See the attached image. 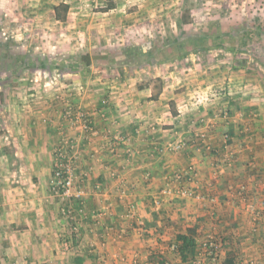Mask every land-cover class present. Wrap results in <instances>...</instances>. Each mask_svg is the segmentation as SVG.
<instances>
[{
  "label": "crops",
  "instance_id": "crops-1",
  "mask_svg": "<svg viewBox=\"0 0 264 264\" xmlns=\"http://www.w3.org/2000/svg\"><path fill=\"white\" fill-rule=\"evenodd\" d=\"M14 1L32 8L31 14L39 2ZM46 1L55 22L59 4L68 6L67 19L84 22L89 16L84 14L85 0ZM182 1L97 0L101 8H113L89 18L100 17L106 24L138 22L144 37L149 20L161 22L160 17L173 11L178 18L180 6L195 3ZM125 9L131 11L102 19ZM196 14L189 11L193 21ZM99 32L110 40V32ZM124 32L119 27L112 34L128 38L129 29ZM193 53L187 57L197 69L196 57L191 59L197 51ZM169 66L162 73L156 65L146 67L151 74L144 85L132 73L111 80L107 95L99 93L104 87L95 81L87 93L83 78L72 84L43 79L42 87L53 85L52 91L8 99L7 109H0V118L8 120L0 134V264H157L159 259L187 264L171 248L177 234L191 235L197 250L206 241L219 242L218 261H209L203 252L191 264H222L225 258L264 264V98L226 90L195 106L190 96L181 97L182 89H154L152 80L162 74H181ZM80 84L85 90L79 91ZM75 86L77 92L65 93ZM71 102L85 110L91 135L70 126L64 113ZM58 146L78 154V199L63 201L54 190ZM187 172L192 174L190 187L205 198L162 197V189L177 187L174 175ZM69 214L80 230L76 239L68 235Z\"/></svg>",
  "mask_w": 264,
  "mask_h": 264
},
{
  "label": "rangeland",
  "instance_id": "rangeland-1",
  "mask_svg": "<svg viewBox=\"0 0 264 264\" xmlns=\"http://www.w3.org/2000/svg\"><path fill=\"white\" fill-rule=\"evenodd\" d=\"M12 1L14 0H0L1 111L7 109L6 103L10 102L8 99H12L13 95L21 94L27 99L30 94L42 95L43 89L52 91L53 85L42 87L43 79L56 82L61 79L72 84L74 79L79 82V79L83 78L87 93L92 90L91 81H95L100 87H104L99 88L102 90L99 93L107 95L111 91L109 86L113 84L111 80H122L132 73L131 78L143 79L141 85H144V80H149L150 77L146 67L151 69L156 65L155 69L158 68L162 73L164 66L169 64L171 66L168 69L179 68L181 74L170 78L162 74V79L156 78L159 82L152 80L154 89L161 90L165 86L169 91L168 85L182 89H177L182 93L181 97L190 96L189 101L195 106L206 103L210 95L216 97L225 94L226 90L227 93L236 92L242 97L250 96V99L264 98V0H195L198 5H189L186 2L180 6L178 18L173 11V15L169 13L168 16L160 17L161 22L149 20V34H143L144 37L139 36L138 22L128 20L115 24L112 20L111 24H106L101 22L100 17L91 20V13H100L107 9L101 8L97 0L82 2L83 5H88L84 14L89 16L84 22L67 19V13L64 15V21L55 22L52 14L47 11L46 0H36L39 2L37 7H34L35 14L30 13L32 8L27 7L28 5L19 6ZM24 1L37 3L35 0ZM191 9L197 13L195 21L189 15ZM19 11L20 14L17 13ZM130 11L131 9L115 10L102 19L118 18L119 14L123 16L124 12ZM60 15H63L62 11ZM70 17L75 18V15ZM119 27L123 34L124 30L129 29L128 38L117 34L119 38L114 37L112 31ZM100 30L104 33L110 32L109 36H106L110 37V40H103ZM193 51H197L191 58L196 57L195 63L199 66L197 69L191 65L193 60L187 57L194 54ZM86 55L89 64L84 59ZM41 63L50 65L53 69L45 70L40 67ZM61 67L69 70L59 69ZM141 69L146 70L140 71ZM172 79L174 83L170 84ZM192 80H195L194 83ZM219 83L222 85H218ZM76 88L77 86L68 88L65 93L77 92ZM78 88L79 91L85 90L83 85ZM137 88L138 85L132 86V89ZM262 103L264 104V101ZM66 113L69 114L67 119L72 122L70 126H79L86 135L94 132L85 110L79 107V104H69L64 114ZM1 115L7 117L3 112ZM5 121H8L7 118H0V134L4 133ZM83 125H86L87 129L82 128ZM76 162L75 159L73 172L78 181ZM191 181L183 185L205 198L203 194L196 192L195 188L190 187ZM66 220L70 223L68 235L71 237L74 235L71 228L76 225L70 214ZM76 233L75 239L80 235L78 227Z\"/></svg>",
  "mask_w": 264,
  "mask_h": 264
},
{
  "label": "built area",
  "instance_id": "built-area-1",
  "mask_svg": "<svg viewBox=\"0 0 264 264\" xmlns=\"http://www.w3.org/2000/svg\"><path fill=\"white\" fill-rule=\"evenodd\" d=\"M79 117L81 118L82 116ZM86 125H83L82 128L87 129ZM227 139L228 138L225 136L224 141L226 142ZM55 155L57 158V162L52 173L53 187L55 192L58 194V196L61 197L62 200L68 201L72 199H78L81 196V191L78 189L77 179L73 172L76 153L73 152L71 148H68V150H66L65 147L59 146L56 149ZM191 175H192L191 172L176 173L174 175V180L178 184L177 187L175 188L167 187L162 189L161 191L162 197H171V196H177L180 198L193 197L195 199L203 200L204 199L203 196L195 194L194 192H192V190H190L189 188L183 185V183L185 184L186 182H189L191 180ZM71 230L72 233L75 234V232L77 231V227L73 226Z\"/></svg>",
  "mask_w": 264,
  "mask_h": 264
},
{
  "label": "trees",
  "instance_id": "trees-1",
  "mask_svg": "<svg viewBox=\"0 0 264 264\" xmlns=\"http://www.w3.org/2000/svg\"><path fill=\"white\" fill-rule=\"evenodd\" d=\"M106 8H113L110 5ZM68 10V6L64 5V4H59L58 6H56L54 8V12H55V19L59 20V21H64L65 18V14L67 13ZM60 11H62V16L60 15ZM182 20V19H181ZM183 22V21H182ZM207 50V49H205ZM141 53V52H139ZM84 59L86 60V62L89 64L88 62V55H86L84 57ZM43 69L45 70H51L53 69V67H51L50 65H47L45 63H41V66ZM131 67V66H129ZM59 69H63V70H69L66 67H61ZM158 82L159 80L156 79ZM160 89V88H159ZM160 91H158L159 93ZM154 99V95L150 97V100ZM77 237L76 234L72 235L71 238H75ZM220 244L222 245V240H220ZM218 247H219V242L217 241H206L204 244H201V249L197 250V243L195 241V239L189 235V234H177L175 236V238L172 241L171 244V248L174 251V253H176L181 262L187 263V264H191L195 258L197 257V255L199 253H203L204 255L207 256L208 260L211 262H216L218 261ZM201 250V251H200ZM160 257V256H159ZM157 264H166V262L161 259H159V261L157 262ZM222 264H236V262L234 261L233 258H225L222 260Z\"/></svg>",
  "mask_w": 264,
  "mask_h": 264
}]
</instances>
